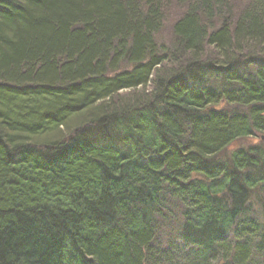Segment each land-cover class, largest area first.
<instances>
[{
	"label": "trees",
	"instance_id": "16d2710c",
	"mask_svg": "<svg viewBox=\"0 0 264 264\" xmlns=\"http://www.w3.org/2000/svg\"><path fill=\"white\" fill-rule=\"evenodd\" d=\"M263 195L264 0H0V264H264Z\"/></svg>",
	"mask_w": 264,
	"mask_h": 264
},
{
	"label": "rangeland",
	"instance_id": "374dc122",
	"mask_svg": "<svg viewBox=\"0 0 264 264\" xmlns=\"http://www.w3.org/2000/svg\"><path fill=\"white\" fill-rule=\"evenodd\" d=\"M171 31L169 28L164 29L159 35H158V42L159 44H162L166 42H169L168 40L171 38L170 37ZM260 144V136H254L250 138H244V139H239L234 141L229 147H228V152L235 150L240 147H248L250 145H258ZM264 196V195H263Z\"/></svg>",
	"mask_w": 264,
	"mask_h": 264
}]
</instances>
